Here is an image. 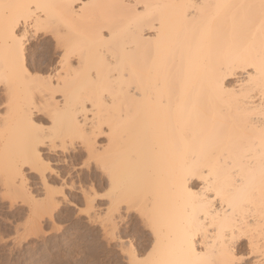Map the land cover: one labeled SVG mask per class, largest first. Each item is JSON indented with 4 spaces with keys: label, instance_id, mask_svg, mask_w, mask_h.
<instances>
[{
    "label": "bare ground",
    "instance_id": "1",
    "mask_svg": "<svg viewBox=\"0 0 264 264\" xmlns=\"http://www.w3.org/2000/svg\"><path fill=\"white\" fill-rule=\"evenodd\" d=\"M7 1L14 5L5 6ZM14 1L0 0V103L7 107L0 116V174L7 173L2 187L31 195L24 171L34 172L52 203L49 179L62 176L49 173L55 149L52 141L45 143L50 131L41 115L51 109L64 114L92 157L98 155L95 140L107 127L112 149L103 148L112 150V243L126 254L127 264L141 262L139 248L127 240L124 246L125 234L119 232L118 221L128 212L149 228L145 264H264L260 0H87L77 8L73 0ZM54 16L81 23L75 30L87 23L88 37L82 44L67 29L54 33L59 65L35 75L26 44L39 26L46 31ZM217 30L223 38L209 48L207 37ZM83 65L86 81L101 76L109 84L98 101L105 110L112 104V122L94 103L87 118V97L65 93ZM180 175L188 176L186 183L177 181ZM236 244L245 248L241 257Z\"/></svg>",
    "mask_w": 264,
    "mask_h": 264
},
{
    "label": "rangeland",
    "instance_id": "2",
    "mask_svg": "<svg viewBox=\"0 0 264 264\" xmlns=\"http://www.w3.org/2000/svg\"><path fill=\"white\" fill-rule=\"evenodd\" d=\"M16 1H14V3H16ZM84 1L87 2V0H73V6L77 8V6ZM17 3L19 2L17 1ZM7 4H9L8 1L5 6H7ZM11 4L13 3L10 2L8 6ZM54 17H51L53 20L49 19L52 20L50 21L51 23H45L47 26L44 28L45 30L47 29V32L42 29L43 25L39 26L41 30L39 31L38 29L37 31H34V37H31L26 44L29 51L27 52L29 55V63L32 66V69L34 68L33 73L35 75L42 74L37 69L45 70L47 67V69L49 68L53 70L59 65L56 62L58 61L57 57L59 56L60 51L53 46L55 42L54 35L56 36L57 33H61L62 35L70 32L73 36H82L83 39L77 37V39L81 40L80 42H84L88 37L85 35V29L88 26L87 23H84L85 25L83 26L81 25V27L78 28V31V29L75 30V28L81 23L74 21L78 25L75 26L76 24L71 23L72 21H64L63 19H59L58 21V18ZM48 24H50V26ZM73 25L75 27H73ZM66 29L68 30L67 32ZM42 30L43 32H41ZM73 30L75 32H73ZM82 30L84 31L83 35L81 34ZM69 35L70 34H68V36ZM72 37L69 36L71 40ZM73 41H75V39ZM85 43L86 42L82 44ZM83 48H86V46H83ZM84 52H86V50H84ZM50 60H52L51 65H49ZM90 62L89 65L87 64L88 67L90 64L94 63ZM34 65H38V67H35ZM95 65L96 64H93L94 67ZM85 66L86 65H83L82 67L84 68ZM82 67L80 73L78 72L80 77L77 74V77L71 81V83H74L73 87L69 89L66 88L65 93L70 91L69 94H71L72 91V95L77 98L78 95L79 97L80 95H85L87 97L86 102L83 97V101L87 108L86 110L88 111L86 114V116H88L87 118H90L92 112H95L93 110L98 108L97 110L101 109V115L104 117L106 115V119L109 118L111 120L110 122H112V104H109L110 107L106 104L109 108H106L105 110L103 106H100L102 103L99 102L103 96H106L104 86L107 82L104 83L105 80H103V82L100 81L102 78L101 76L99 78L100 80L96 78L93 79V82H89L90 80L85 76V70L87 69H82ZM92 68L93 67L88 69ZM97 69L99 68L97 67L95 70ZM82 71H84L85 75H83L84 73ZM93 71L94 69L90 70V73H93ZM81 74L83 75V78L85 77L84 80L81 77ZM86 79L89 81H86ZM106 86H109V84H106ZM3 87L4 85L1 84L0 97L1 95L3 97ZM100 92L103 95L102 97L99 96ZM60 95L61 93L58 92L54 94V97L59 100ZM99 97H101L100 100ZM2 102H4V104L0 103V116H3V114L7 112V107L5 106L6 103L4 100H2ZM93 103L96 108L90 109V106H92ZM98 104L99 106H96ZM45 112H40L42 115L38 113V116L41 115L44 117V127L47 128L46 131H50V134L46 133V135L49 134L48 136L50 139H45V143L52 146L50 143L52 141L54 147L51 148L55 149H53L54 155H60L59 158L65 160L63 163L55 162L54 159L56 156H54L53 153H50L52 158H50L49 161L51 171H48L49 173L52 172L50 178L60 175L62 176V179L59 177L58 179H56L57 177L49 179L50 181L48 183L51 184H49L51 186V191H55L51 195L54 196L53 200L51 199L52 203L50 200L49 203V198L47 199V196H45L40 190V177L38 179V176L34 172L30 173L27 170H25L26 172L24 171L27 181L26 183L28 184L27 187L30 188L31 191H29L31 192V195L28 191L23 194L20 191L17 192V190L11 188L7 189V187L5 189V186L2 187V185H4L2 183L6 182L5 179L7 178V173L4 170L5 172H3V175L0 174V176H3L0 177V264H127L128 261L126 263L125 259L126 254L121 252V254H123L120 255L117 249L115 251V247H117L116 242L114 241L115 243H112V142L108 144V138L106 136L107 127H103L105 134H101L99 135L100 137L98 136L96 138V146H94L98 150L95 149V151L98 152V155L95 156L93 154L94 157H92L86 152V145H83L85 142L80 141L82 139L78 134L75 136L77 133L74 130L75 128L73 129L70 125L64 122V114L62 115L61 113L58 117L57 114L60 113H56L55 111L51 112V109L49 112L48 109L45 116ZM48 114L52 115L49 116ZM20 129L24 131V128ZM60 144H63L62 147ZM13 145L17 146L16 143H13ZM13 145L11 146L13 147ZM106 145L107 147H105ZM8 146L10 148V145ZM108 146L111 147V151L107 150L109 152L105 150ZM103 149L107 153H104L103 151V153H101L102 155L99 154V151L101 152ZM88 155L91 157L89 158ZM99 155H101V157L105 156L106 159H109V157L111 158L106 160L102 157V159H104V161H102L101 157L99 158ZM108 155L111 156L108 157ZM2 171H0V173H2ZM48 171L45 172V175H48ZM70 185L73 187H70ZM79 189H82L83 194L76 191ZM92 193L95 196L92 195ZM86 197H89V199ZM45 199H47V206L44 202ZM53 201H55V204ZM48 204H50V206H48ZM124 214L125 213L121 216V218L123 217L122 219H118L120 221H118V227L120 226L119 232L121 233L123 230L121 234H125L121 235L123 236L122 240L124 241V246H128V244L131 243L130 245L132 246L134 244L132 247L135 249L139 248L140 255L138 257L140 259L138 258V260H141L139 263L145 264L147 259L148 242L150 239L149 228L147 229L144 226L140 217L134 212H131V214L128 212L129 215L126 213V216ZM126 240L129 242L128 244ZM236 248L238 257L244 255L245 248L242 244H236ZM112 257H115L116 259H113ZM139 263L137 261V264Z\"/></svg>",
    "mask_w": 264,
    "mask_h": 264
},
{
    "label": "snow or ice",
    "instance_id": "3",
    "mask_svg": "<svg viewBox=\"0 0 264 264\" xmlns=\"http://www.w3.org/2000/svg\"><path fill=\"white\" fill-rule=\"evenodd\" d=\"M241 7H243V5H240ZM260 7L262 10H264V0H260ZM262 31H264V21H262ZM233 37H235V24H234V31H233ZM221 38H223V33L220 30H217L215 33L210 32L208 37H207V45L210 48L214 42L220 40ZM262 56H264V42H262ZM177 181H183L184 183L187 182L188 176L186 175H180L177 176ZM210 177H209V181H210ZM211 189H209L210 191ZM197 218L195 216L191 217V222H195ZM176 264H192V262L190 261H177ZM233 264H235V262H233ZM239 264H248L247 261H240Z\"/></svg>",
    "mask_w": 264,
    "mask_h": 264
}]
</instances>
